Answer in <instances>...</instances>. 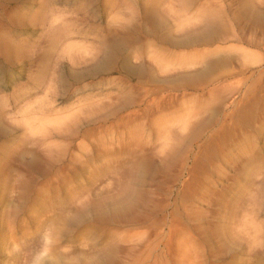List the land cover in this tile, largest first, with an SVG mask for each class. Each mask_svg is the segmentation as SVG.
<instances>
[{
	"label": "rangeland",
	"instance_id": "obj_1",
	"mask_svg": "<svg viewBox=\"0 0 264 264\" xmlns=\"http://www.w3.org/2000/svg\"><path fill=\"white\" fill-rule=\"evenodd\" d=\"M0 264H264V0H0Z\"/></svg>",
	"mask_w": 264,
	"mask_h": 264
},
{
	"label": "bare ground",
	"instance_id": "obj_2",
	"mask_svg": "<svg viewBox=\"0 0 264 264\" xmlns=\"http://www.w3.org/2000/svg\"><path fill=\"white\" fill-rule=\"evenodd\" d=\"M124 61H126V60H124ZM127 62H129L128 60H127ZM128 66V65H127ZM129 67V66H128Z\"/></svg>",
	"mask_w": 264,
	"mask_h": 264
}]
</instances>
